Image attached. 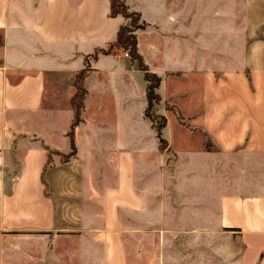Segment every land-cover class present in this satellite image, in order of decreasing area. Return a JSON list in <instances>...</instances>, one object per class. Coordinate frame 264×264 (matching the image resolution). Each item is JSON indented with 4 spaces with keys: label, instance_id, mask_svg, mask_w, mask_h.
Returning a JSON list of instances; mask_svg holds the SVG:
<instances>
[{
    "label": "crops",
    "instance_id": "1",
    "mask_svg": "<svg viewBox=\"0 0 264 264\" xmlns=\"http://www.w3.org/2000/svg\"><path fill=\"white\" fill-rule=\"evenodd\" d=\"M97 1L0 0V264H264V40L247 42L238 69L192 68L201 106L189 121L160 112L173 153L165 164L143 116L142 72L116 48L90 57L126 22ZM143 22L137 52L160 78L161 104L173 105L183 95L166 90L173 62ZM159 29L177 34L178 24ZM139 32L149 37L141 47ZM85 59L75 154L41 175L42 144L68 151L72 111L53 93L57 80L68 76L71 96ZM180 121L199 131L202 149L191 147L188 130L167 137V128L183 129ZM77 242L73 258L68 244Z\"/></svg>",
    "mask_w": 264,
    "mask_h": 264
},
{
    "label": "rangeland",
    "instance_id": "2",
    "mask_svg": "<svg viewBox=\"0 0 264 264\" xmlns=\"http://www.w3.org/2000/svg\"><path fill=\"white\" fill-rule=\"evenodd\" d=\"M98 2L99 4L102 3L105 8L107 7V0H98ZM127 2L131 3L133 10L140 13L141 20L151 22L150 30L152 33L150 36L152 42L164 52L165 61L173 62L172 68L171 65L168 68L175 70L174 75L177 77L171 75L167 78L166 90L168 88L172 90L176 87L183 93L182 96L171 102L177 108V113L173 105L168 104L169 102L163 105L159 102V104L154 105L153 113L160 114L163 110L173 116L175 115L176 118L179 115V119L189 121L188 117L201 106V78L200 74L193 72L192 68L196 70L211 68L218 74H221L225 69H238L242 66V57L247 42L251 39L264 40V0H127ZM166 21L178 24L177 34H163V36L159 34L161 33L159 26ZM148 38L145 32H139L137 35L139 46H143ZM258 55L260 60L264 59V46L259 50ZM156 60L158 59L153 58V63H156ZM110 63L111 59H105L102 62L107 66ZM68 84V76L59 78L56 84L57 90L53 93L66 102L72 111L70 98L73 93L70 96L72 88ZM138 106L139 104H135L132 109V115L135 119L140 118ZM180 124L183 129L177 125L175 128L172 127L171 131L167 128L165 131L167 137L171 135L174 140H178L181 131L188 130L191 132L189 138L191 147L202 149L203 143L199 131L193 129L186 122L180 121ZM138 128H140L139 133L141 134L147 130L145 125L139 124ZM65 136L67 137V132ZM186 136L188 137V135ZM144 141L145 144L148 143L147 140ZM49 149L56 152L50 155V161L54 164L55 162H68L75 154L74 152L73 155L67 156L66 161L59 162L60 154L66 156L69 153V146L67 152H60L50 147ZM157 152H162L165 164L172 162L173 153L170 148L166 149L165 147L162 151L158 150ZM156 155L154 152L147 155V161L152 162L151 164L148 161L149 165L155 164ZM16 167H14L13 173L16 172ZM164 168L166 170L167 166ZM155 173V170L151 171L148 177L149 181H154ZM165 183H167V179ZM86 204L84 203V205ZM151 209H154V205L151 206ZM88 221L92 223V220ZM82 246L83 244L78 242L69 243L68 254L73 258L77 257L75 250Z\"/></svg>",
    "mask_w": 264,
    "mask_h": 264
},
{
    "label": "trees",
    "instance_id": "3",
    "mask_svg": "<svg viewBox=\"0 0 264 264\" xmlns=\"http://www.w3.org/2000/svg\"><path fill=\"white\" fill-rule=\"evenodd\" d=\"M108 15L109 17L119 15L126 19V22L117 28L115 38L111 43H109L105 48L95 49L93 53L90 54V57L95 58L98 54H108L112 51L113 48L127 52L128 59L135 64L139 71L142 72V78L145 83V108L143 110V116L149 121L150 126L154 131L155 137L157 139L158 150L162 151L166 147V141L162 137V129L165 126L166 120L163 115L152 112L153 106L159 104L160 102V96L156 91L159 86L160 78L155 73L149 71L148 67L143 62L141 55L137 52L136 49L135 31L143 29L145 23L140 20V15L137 11L129 9L125 0H108ZM88 69V64L85 59L84 67L77 73H75L72 78V86L74 88V92L70 98L72 116L69 124V129L67 131V137L69 140V153L66 154V156L60 154L59 162L66 161L67 156H71L75 152V144L73 140L74 128L81 120L80 114L83 110L82 100L85 94L82 82L84 77L89 72ZM166 107L167 109H169L168 106ZM41 146L45 150V162L41 171L42 175V172L46 167L54 165V163L50 161V155L56 152L49 149V147L44 144H42ZM43 188V194L45 196H49V194L46 192L45 184H43Z\"/></svg>",
    "mask_w": 264,
    "mask_h": 264
},
{
    "label": "built area",
    "instance_id": "4",
    "mask_svg": "<svg viewBox=\"0 0 264 264\" xmlns=\"http://www.w3.org/2000/svg\"><path fill=\"white\" fill-rule=\"evenodd\" d=\"M121 55H122L123 57H128V54H127L126 51H122V52H121Z\"/></svg>",
    "mask_w": 264,
    "mask_h": 264
}]
</instances>
